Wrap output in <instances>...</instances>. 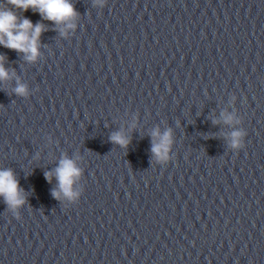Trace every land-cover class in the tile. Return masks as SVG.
<instances>
[{
  "label": "clouds",
  "instance_id": "9594fccd",
  "mask_svg": "<svg viewBox=\"0 0 264 264\" xmlns=\"http://www.w3.org/2000/svg\"><path fill=\"white\" fill-rule=\"evenodd\" d=\"M97 6H103V0H95ZM29 9L38 12L43 19L52 21L56 25H63L60 29L62 36L66 35L67 29H74V21L78 13L71 0H5L0 6V45L5 48L24 54L28 62H35L39 56V41L41 34L46 30L44 24L33 22L21 13ZM6 57L0 55V82L11 79L9 70L5 68ZM15 73H12L14 76ZM27 86L17 80L14 93L18 96L27 95ZM233 117L224 115V122L231 124ZM153 142L151 152L158 161H167L171 149L172 133L166 130L163 133L159 129L152 132ZM243 133L233 131L231 133V147H241ZM111 141L121 147H127L129 139L122 133L116 132L111 135ZM81 169L77 167L75 160L66 155L60 159L58 166L53 172H46L45 179L51 182L53 175L58 182V189L53 190L52 195L56 199L61 198V193L68 199H74L77 195L73 192V185L81 176ZM0 197L3 198L9 211H16L26 203V196L19 186L11 169L0 170ZM17 218L18 214H17Z\"/></svg>",
  "mask_w": 264,
  "mask_h": 264
}]
</instances>
